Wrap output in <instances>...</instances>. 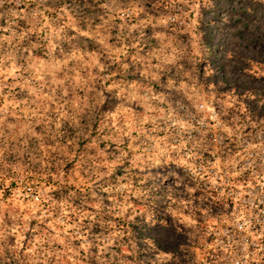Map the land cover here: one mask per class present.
<instances>
[{"label": "clouds", "instance_id": "obj_1", "mask_svg": "<svg viewBox=\"0 0 264 264\" xmlns=\"http://www.w3.org/2000/svg\"><path fill=\"white\" fill-rule=\"evenodd\" d=\"M0 264H264V0H0Z\"/></svg>", "mask_w": 264, "mask_h": 264}]
</instances>
